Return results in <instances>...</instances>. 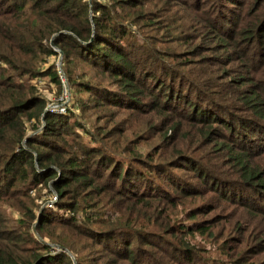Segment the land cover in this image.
<instances>
[{
    "label": "trees",
    "instance_id": "trees-1",
    "mask_svg": "<svg viewBox=\"0 0 264 264\" xmlns=\"http://www.w3.org/2000/svg\"><path fill=\"white\" fill-rule=\"evenodd\" d=\"M147 1L0 0V264H264V0H186L184 53L133 26ZM125 110L147 138L111 137Z\"/></svg>",
    "mask_w": 264,
    "mask_h": 264
},
{
    "label": "rangeland",
    "instance_id": "rangeland-1",
    "mask_svg": "<svg viewBox=\"0 0 264 264\" xmlns=\"http://www.w3.org/2000/svg\"><path fill=\"white\" fill-rule=\"evenodd\" d=\"M186 5H189L191 8L187 7L186 5H183L184 3ZM150 9V15L152 18H156V25L157 28L155 29L152 25H145L144 22H139L135 26L141 33L147 36V38L153 42L155 47H159L163 50H176L179 53H184V50L187 48V44L192 40L190 36H197V29L195 27L200 28L198 25L197 19H195V13L198 14V10L195 9L190 3H187L186 0H149L145 4ZM168 17L167 22L164 21L163 17ZM195 30V31H194ZM190 54V53H189ZM205 54V53H204ZM57 60L61 61V57H57L55 60V63ZM233 64V63H232ZM231 64V65H232ZM196 67L202 66L200 64H195ZM88 70L92 71V68H89L87 66ZM241 72H244V67H241L238 64V61H236L231 69V73L234 74L233 76H236L240 74ZM232 76V75H231ZM35 80V79H33ZM37 81V86L39 88V91L41 93H44L47 98L49 99V105H58L60 102V95L55 94L54 92H51L50 89H47L46 83L43 81L35 80ZM50 84V83H49ZM68 107V104H65ZM94 110L91 109L89 111H80L76 113V118L80 124H85L88 128L91 129V132L95 131V126L97 125L98 128H102L106 125V122H103L102 118H107L108 116H111V114L108 111H105L102 109H97V115L93 113ZM96 116H99L97 119ZM115 116H121L122 121L120 124L115 123V120H112L108 123V127L115 123L116 127L112 130L111 137L116 140L119 138L118 130L122 127L125 131V134H128V136L133 137L138 134V136L144 135L147 138L149 135L144 133L145 128L148 126V120L149 116H152L150 114H143V113H133L130 110H125L118 115ZM158 117V116H156ZM114 125V126H115ZM131 127L126 128V126ZM80 131H83L84 129L82 127H79ZM146 131H148L146 129ZM107 140V139H106ZM110 140V139H108ZM107 140V141H108ZM144 144V145H143ZM142 145L146 147L151 146V142L143 143ZM46 190L42 189L39 190L36 188L35 191L31 193V196H37V202L41 203L43 202L46 197L47 201H52L55 199L52 195H48L47 193H44ZM7 212H12L13 216H16L17 211H15L12 208H9L8 206H5ZM237 211L238 209H233L232 211ZM247 215H251L252 212H246ZM255 217V216H254ZM257 220L258 217H255ZM258 221L263 222V219H258ZM35 222H33V228L32 233L39 237L38 232L34 228ZM255 242H251V245L254 246V248H248V252L246 253V258H250L253 256V251L260 248L262 244ZM264 248V244L262 245ZM210 257H215L220 260L221 256L216 252L213 251L210 254H208ZM73 256V255H72Z\"/></svg>",
    "mask_w": 264,
    "mask_h": 264
},
{
    "label": "built area",
    "instance_id": "built-area-1",
    "mask_svg": "<svg viewBox=\"0 0 264 264\" xmlns=\"http://www.w3.org/2000/svg\"><path fill=\"white\" fill-rule=\"evenodd\" d=\"M55 65L57 66L58 71L62 74L60 60H57L56 63H55ZM62 80H63V92L60 95V102H61V104L59 103L58 105H53V107L51 106L56 111H65V108H66V105L65 104L70 99V93H69V90H68L66 84L64 83L65 78H64L63 75H62ZM53 197H55V196H53Z\"/></svg>",
    "mask_w": 264,
    "mask_h": 264
},
{
    "label": "water",
    "instance_id": "water-1",
    "mask_svg": "<svg viewBox=\"0 0 264 264\" xmlns=\"http://www.w3.org/2000/svg\"><path fill=\"white\" fill-rule=\"evenodd\" d=\"M59 57H61V55Z\"/></svg>",
    "mask_w": 264,
    "mask_h": 264
}]
</instances>
